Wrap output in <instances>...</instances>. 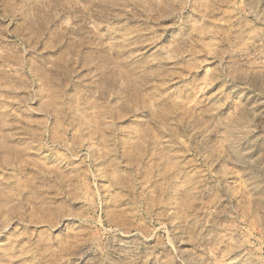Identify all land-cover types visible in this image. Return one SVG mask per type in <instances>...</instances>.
<instances>
[{"label": "rangeland", "instance_id": "1", "mask_svg": "<svg viewBox=\"0 0 264 264\" xmlns=\"http://www.w3.org/2000/svg\"><path fill=\"white\" fill-rule=\"evenodd\" d=\"M200 133L264 264V0H0V264L114 263L126 230L177 259L168 200L241 209Z\"/></svg>", "mask_w": 264, "mask_h": 264}, {"label": "bare ground", "instance_id": "2", "mask_svg": "<svg viewBox=\"0 0 264 264\" xmlns=\"http://www.w3.org/2000/svg\"><path fill=\"white\" fill-rule=\"evenodd\" d=\"M249 63H248V66H249ZM249 69L252 73L256 72V70L258 71V69H256L255 66H251V65L249 66ZM226 106L229 108L231 107L232 109H235L237 107L236 105L229 104V103L226 104ZM228 121L230 120L228 119ZM228 121L226 120L221 121L218 124V126L215 128V130L212 128V131H210L209 133L214 136H220V138L218 139H222L223 142L227 140L228 136L232 139L231 133H232L233 127L231 126V123H229ZM210 130H211V127H210ZM214 136L212 137L208 136V137L214 138ZM208 137L200 133V135L195 136L194 143H196L198 146L206 147L208 150L212 152L209 157L210 159L209 166H211V168L215 172L220 174L219 176L220 187L224 192H226L228 200L233 203L232 205L237 206V208L238 207L241 208L237 212V214L233 215L236 219L228 220L227 222L225 221V225L223 224V226H221L220 224L219 226H215L214 223H215L216 217L225 216V215L232 216V215H228L231 212H230V209L224 206L225 205L224 203H223L224 205L222 204L224 207L222 206V208L221 207L219 208V205H218V208H217L215 205L216 202H213L215 199L214 200L212 199L211 201L209 200V202L207 203L208 210L207 209L203 210V214H202L203 218L201 219L200 217L201 221L198 224L192 227L191 226L189 227V225H187L188 221L184 219L183 217L187 215L186 213L191 208V202H192L191 199L189 198L186 200L183 199L182 200L183 202L178 203L175 201L174 198L173 199L171 198L170 200L167 201L168 205H170L169 207L170 212L168 210H165V211L167 212L168 215L171 214V217H173L172 219H174V217L176 216L178 217L177 219H174L175 221L170 219L169 226H170V230L172 231L170 233H173L175 236V242H173L174 243L173 247L179 253V257L177 259L173 258L172 260H169L168 255H167L168 248L164 249L162 246H159V245L158 246L148 245L143 241H142L143 244L136 243L135 246L133 244L132 247H129L130 245L129 243L131 241V234L129 231L126 230V231L119 233L118 240L116 241V245H115L117 246L119 260L115 261L114 263L111 262L109 264H255L256 263L254 261L255 259L254 255L256 254V248L253 245L251 235H252V231L255 228H257V222H256L258 221L256 217L257 214H254L255 212H253V210L251 209L249 200L247 199L248 196L245 197L246 195H244L243 187L241 186V184L236 182V179L234 178L235 175L233 177L234 179H232V178L225 177L223 176L222 173H220L222 169L221 168L222 166L220 164V158H219L220 144H218V146L213 145L211 142V139H209ZM230 148L234 152L238 151V145L234 141L230 142ZM232 170L229 171V175L233 174ZM263 196H264V193H263ZM165 203L166 201L164 202V204ZM219 204L221 205V203ZM234 208L235 210H237L236 207ZM67 215H63L60 218L59 223H63L69 220ZM190 215H193V214L190 213ZM192 217H194V215ZM69 218H71V216ZM189 218L190 217H188V219ZM169 221L167 220V222ZM218 221L221 222L220 220ZM240 223H242V225L244 224L246 227V229L244 228L245 230H242V232H238L239 230L237 231V228L239 227ZM146 235L148 238L150 233ZM115 237L116 236H114V238ZM97 254L98 253H96V256ZM171 254L172 253L169 252V255Z\"/></svg>", "mask_w": 264, "mask_h": 264}]
</instances>
